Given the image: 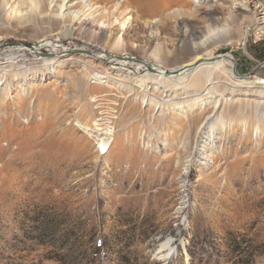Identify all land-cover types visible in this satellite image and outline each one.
Listing matches in <instances>:
<instances>
[{"label":"rangeland","instance_id":"1","mask_svg":"<svg viewBox=\"0 0 264 264\" xmlns=\"http://www.w3.org/2000/svg\"><path fill=\"white\" fill-rule=\"evenodd\" d=\"M23 1L0 9V264H264V0L20 23Z\"/></svg>","mask_w":264,"mask_h":264},{"label":"bare ground","instance_id":"2","mask_svg":"<svg viewBox=\"0 0 264 264\" xmlns=\"http://www.w3.org/2000/svg\"><path fill=\"white\" fill-rule=\"evenodd\" d=\"M5 1L6 0H0V9H2ZM156 1L157 0L150 1L149 3H147L145 5V7L148 9V12L149 13H151L153 15H157L159 13L158 16H161L162 17L164 15V12L167 11V1L160 0V5L158 3L159 8H156ZM20 5L21 6H25L26 5V2H24L23 0H20ZM41 6H42L41 0H32L30 7H27L29 9L27 10L26 15L24 17H21L20 18V23L21 22H24V21L26 23L29 22V20L32 19V17H30V16H32L33 14H37V12L41 9ZM74 20H76V16L75 17H68V18L65 19V21H68L70 23L72 22V24H73V21ZM107 41H110V40L107 39ZM56 42H57V45H55L54 48L55 49H58V50H63L64 46L60 44L61 41H56ZM56 42H54V43H56ZM117 44L120 45V40H117ZM43 46L50 47V46H53V43H51V42H45L44 41ZM153 58L156 61H159L160 62L162 60V55H161L160 52H158V53H156L153 56ZM219 59L223 60V62L218 63V65L217 66H214L212 69H214V70H216V69L223 70L226 62H228V61H230L228 63L232 65V68L235 67V62H233L232 59H229L228 57H223V58H219ZM117 65H118V68L120 70L122 68H125V62L120 61ZM190 67H191V64L190 65H184L182 67L175 68L174 71H176L177 73H180V75L175 76V77H172L170 75H167L166 74V71L162 69L163 67H161L160 71L157 73L156 76H157L158 80H161L162 83H164V81H166V80H173V78H176V80L177 79L178 80H181V77L190 70L189 69ZM151 70H153V69H151ZM234 70L235 69H232L231 70L230 75H231V78L232 79L237 80L235 78V73H234L235 71ZM208 73L210 75H212L213 72L210 70V71H208ZM147 75H148V77H150L152 74L150 75V73H147ZM201 75H203V74H201ZM141 81H144V79H141ZM237 82H239L240 84L246 83V81H244V80H240V81H237ZM263 85H264V80H263ZM136 87H139V86H136ZM95 132H96V137H101L103 135H107V133H108L107 131H105V129H102V128H98ZM102 143H103L102 144L103 148H105V146H108L107 143H105L104 139H103Z\"/></svg>","mask_w":264,"mask_h":264},{"label":"water","instance_id":"3","mask_svg":"<svg viewBox=\"0 0 264 264\" xmlns=\"http://www.w3.org/2000/svg\"><path fill=\"white\" fill-rule=\"evenodd\" d=\"M229 59H231V58H229ZM195 67H196V66H195ZM193 68H194V67H193ZM166 74H168V75H169V74H170V72L166 71Z\"/></svg>","mask_w":264,"mask_h":264}]
</instances>
